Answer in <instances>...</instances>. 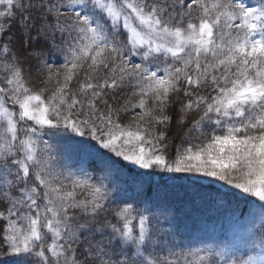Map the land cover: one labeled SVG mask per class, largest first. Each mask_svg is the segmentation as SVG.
<instances>
[{
	"label": "snow or ice",
	"instance_id": "snow-or-ice-1",
	"mask_svg": "<svg viewBox=\"0 0 264 264\" xmlns=\"http://www.w3.org/2000/svg\"><path fill=\"white\" fill-rule=\"evenodd\" d=\"M26 7L45 47L0 46V264H264V0Z\"/></svg>",
	"mask_w": 264,
	"mask_h": 264
},
{
	"label": "trees",
	"instance_id": "trees-1",
	"mask_svg": "<svg viewBox=\"0 0 264 264\" xmlns=\"http://www.w3.org/2000/svg\"><path fill=\"white\" fill-rule=\"evenodd\" d=\"M211 2V0H209ZM28 0H12V4L9 5L7 0L0 3V12H4L5 15L0 17V22L9 25L8 31L5 34L0 35V46L8 44L13 53L23 56L24 52L30 48L45 47L43 41L29 42L28 37L25 34V30L20 27V20L22 16L31 15L38 24L40 21V13L37 10L28 9L26 7ZM34 34L35 29H32ZM178 142L175 141L174 145ZM180 143V141H179ZM175 151V147L172 148Z\"/></svg>",
	"mask_w": 264,
	"mask_h": 264
},
{
	"label": "rangeland",
	"instance_id": "rangeland-1",
	"mask_svg": "<svg viewBox=\"0 0 264 264\" xmlns=\"http://www.w3.org/2000/svg\"><path fill=\"white\" fill-rule=\"evenodd\" d=\"M176 141H177L178 143H177V144H175V145H178V144H179V140L177 139ZM174 143H175V141H174Z\"/></svg>",
	"mask_w": 264,
	"mask_h": 264
}]
</instances>
